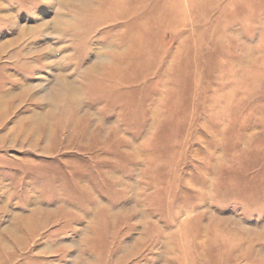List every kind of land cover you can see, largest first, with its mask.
<instances>
[{"label":"rangeland","instance_id":"obj_1","mask_svg":"<svg viewBox=\"0 0 264 264\" xmlns=\"http://www.w3.org/2000/svg\"><path fill=\"white\" fill-rule=\"evenodd\" d=\"M0 264H264V0H0Z\"/></svg>","mask_w":264,"mask_h":264},{"label":"bare ground","instance_id":"obj_2","mask_svg":"<svg viewBox=\"0 0 264 264\" xmlns=\"http://www.w3.org/2000/svg\"><path fill=\"white\" fill-rule=\"evenodd\" d=\"M22 39V38H21ZM19 41V40H18ZM19 43V42H18ZM6 47V46H5Z\"/></svg>","mask_w":264,"mask_h":264}]
</instances>
